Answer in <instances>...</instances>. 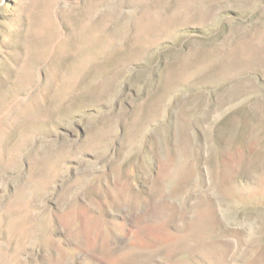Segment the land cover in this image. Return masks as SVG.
Segmentation results:
<instances>
[{
	"label": "rangeland",
	"instance_id": "374dc122",
	"mask_svg": "<svg viewBox=\"0 0 264 264\" xmlns=\"http://www.w3.org/2000/svg\"><path fill=\"white\" fill-rule=\"evenodd\" d=\"M0 264H264V0H0Z\"/></svg>",
	"mask_w": 264,
	"mask_h": 264
}]
</instances>
